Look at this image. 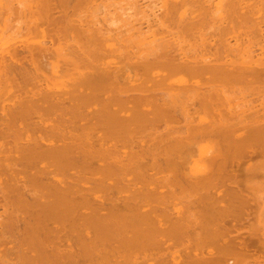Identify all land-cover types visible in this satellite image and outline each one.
Wrapping results in <instances>:
<instances>
[{
  "label": "bare ground",
  "instance_id": "6f19581e",
  "mask_svg": "<svg viewBox=\"0 0 264 264\" xmlns=\"http://www.w3.org/2000/svg\"><path fill=\"white\" fill-rule=\"evenodd\" d=\"M32 1L15 2L18 5L15 14L19 13L17 11H21L19 14H29L28 22L23 14L24 18L21 20L26 18V22H22L26 33L16 22V27L13 23L10 27L8 23L11 19L8 22L7 18L3 22L5 31H0V79L4 74V83L0 80V85L4 84L5 95L12 92L7 96L1 94L6 97L4 99L0 97V264H6L4 259L11 258L10 255L5 258L4 255L7 254H12L16 259L14 262L12 258V263L9 258L7 264H165L161 262L162 258L165 260V256H172L171 248L165 249L168 251L167 255L165 252L163 254L164 249L161 250L164 255H158L162 256L161 261L158 257L153 258L160 252V247L155 250L158 245L161 244L162 248L166 246L163 243L166 242L165 238L174 241V246L169 242L170 247L179 246L176 250L172 248V252L176 251L177 255L174 258L167 256L170 260L166 259V263L218 264L216 256L221 257L220 250L231 256V261L224 259L228 264H234L235 261L244 264V255L247 260L250 259L248 256L251 260L254 258L252 262L256 261V264L259 260L262 261L264 241H259L261 237L257 239V236L249 235L257 242L251 238L247 241L234 238L231 235L235 234H229L224 220L231 219L233 225L230 222V229L234 230V221L241 219L244 200L249 196L244 191L252 190L253 187L257 190L253 176L264 171V0H160L158 5L155 2L151 4V0L147 12L137 8L134 0H116V3L119 1L116 5L121 4V9L116 8V11L121 12H115L114 21L111 22L114 14L109 17V21L106 14L101 13L104 14L103 18L101 16L103 23L99 22L101 19L97 20V15H93L95 22L90 15L93 12L90 13L89 10L94 23L86 21L90 18L88 15L84 23L80 22L81 30L75 24L79 22L78 17L71 13L68 17V11H71L74 3L77 5L78 2L83 3V0H38L41 1L40 4ZM86 1L89 2L84 0V3ZM112 1L109 0V3ZM104 2L100 4H105ZM113 2L114 5L115 1ZM122 2H126V8H122ZM34 4L40 5L41 10L38 11L40 6L35 8ZM3 6L2 10L5 8ZM92 7H96L97 11V5ZM34 8L42 13L37 14ZM113 8L112 13L115 11V7ZM8 9L10 10L7 7L4 12L9 11ZM107 10L105 13H109ZM72 11L75 13V9ZM55 12L59 13L57 19L50 17ZM19 14L17 19L21 17ZM84 16L87 17L83 15V19ZM72 17L77 21L72 23ZM214 20L220 26L217 27ZM69 21L81 31L83 41L79 40L82 42L79 45L76 44L78 39L75 40V35L74 39L71 37L76 41L75 44L67 39L68 29H75ZM209 21L215 22L216 26L210 25ZM86 22L89 26L92 24L94 30L91 27L92 30H89ZM119 23L122 31L118 27ZM110 24H114V28L116 25L119 30L112 32L114 28L109 27ZM143 24L147 27L145 31L142 30ZM209 25L212 28L215 26V29L206 34L204 29L207 26V31ZM237 25L238 28H246L237 34ZM34 26L38 29L39 36L35 34L41 40L38 45H30V42L35 41H31L34 39ZM82 27H86V30H82ZM7 30L11 31L10 38L3 40L9 33ZM202 30L206 37L210 36V41L205 38L206 42L199 46L194 37H204ZM22 31L25 35L31 34V37L21 36ZM241 31H247L246 35L243 32L241 34ZM166 34L176 37L177 42L166 40V36L161 37ZM186 34H190L194 39L192 42L196 43L190 41L189 35L187 39ZM158 36L160 40H165L159 43ZM22 37L25 40H21ZM28 37L31 39L27 41ZM181 37H185L186 41ZM231 38L234 40L233 44L229 42ZM242 38L246 41H242ZM198 39L201 40V37ZM43 40H49L50 47L43 46ZM65 40H69L70 44L67 45ZM62 41L66 44L64 48L69 46L70 49H66L74 52L72 54L78 53L82 58H75V55L68 57L70 53L65 54ZM110 41H117L114 47L120 44L121 53L131 48V52H127L132 56L123 54L125 50L122 53L124 58L120 54L122 60L119 61L115 58L117 50L114 49L115 52L110 50L116 54L114 59L110 57V53H105L113 61L105 57L103 47H107V42ZM199 42L202 41H198V44ZM71 43L75 47L70 46ZM190 44H196L198 51L194 52L196 48ZM244 44L246 45L243 47ZM18 47L24 48V52L20 49L22 57L26 52L27 56L22 58L18 54ZM133 48L136 51L133 52ZM257 49L261 54L256 59L253 54L256 55ZM61 50L68 60L75 58L77 62L76 69L74 67L76 75H70L74 79L69 87L62 83H59L60 86L57 83L55 85L56 78L53 76V81L44 72L49 67L48 62H45L48 57L50 63L54 56L58 62L61 61L58 63L54 59L55 65L47 70V75L51 78L60 72L58 65L65 67L64 64L62 66V60L65 64L68 61L64 62L66 56L61 54ZM49 52L53 55L52 59L48 56ZM101 52L104 54L102 57L99 56ZM7 53L13 56L9 54L8 57ZM98 56L108 58V62L103 58L106 63L101 61L103 63L98 64ZM27 57L26 62L29 60L30 64L20 62ZM90 57L98 58L92 60ZM13 58H18L19 63ZM80 58L86 59L85 62L91 59L97 64L89 66L90 63L84 64ZM14 63L19 66L14 67ZM78 63L83 70H80ZM69 64L68 69L71 68ZM77 68L80 70L79 74ZM63 71L65 73L66 70ZM62 75L57 74L59 77ZM176 76H180L178 78L183 79L184 83L189 77L192 83L188 84V81L186 84L180 83L182 86L177 83L176 86H169L171 84H167L168 80L173 77L175 79ZM48 80L51 86L47 83ZM249 86L252 90L255 88V93L250 91L247 94L251 97L254 93L253 98H245L246 103L241 105L240 101L244 100ZM238 88L241 92L246 89V93L243 95L236 90ZM170 89L172 94L178 92L176 96L169 93ZM236 92L239 96L242 94L243 98L238 100V94L234 95ZM227 94L231 95L229 100L226 98ZM235 96L239 102H234L239 103L238 105L233 102ZM136 129L143 131L144 137ZM198 139L206 140L207 146L210 141L213 142L211 146L214 148L203 149L196 143ZM194 157V162L206 163L202 164L205 165L202 171H194L193 167L186 171ZM263 175L264 173L262 180ZM251 184L253 187H250ZM176 190L181 192H178L179 196L185 193L194 195L198 205L206 204L205 207L200 205L206 209L204 219L199 218V212L195 213L201 222L205 221L209 225H203L197 219V214L193 213L195 218H192L193 214L191 216L190 211L188 212L190 209L184 208L188 205H185V201L184 206L179 204L181 210H187L183 214L187 217L185 221L179 220L182 214L181 217L175 216L174 220L169 211L163 210L170 206L165 201L167 195L163 192L168 194L171 191V194ZM216 192H227V196L238 203L233 204L234 206L231 203V209L222 204L225 208L217 211L216 206L220 200L217 202ZM176 195L174 193V198L170 195L168 198L174 200L178 197ZM188 195L185 196L188 197L187 202L192 198ZM253 195L254 193L251 196ZM182 199L184 200L183 196ZM176 201L178 204V200ZM198 205L196 208L200 207ZM257 208L259 213H256L260 217L263 210ZM189 217L197 219V224L194 220L189 223ZM192 224H196L199 233ZM200 230H205V233L200 235ZM238 230L237 233L240 234ZM247 230L249 233V229ZM263 233L258 235L262 236ZM184 238L185 241H182ZM217 238L222 241L219 245ZM175 242L179 245H175ZM214 246L220 249L218 254L217 251L213 252ZM180 247L183 250L178 249ZM182 254L189 256L187 261L183 262L185 258L183 259ZM243 260L246 261V257Z\"/></svg>",
  "mask_w": 264,
  "mask_h": 264
},
{
  "label": "rangeland",
  "instance_id": "374dc122",
  "mask_svg": "<svg viewBox=\"0 0 264 264\" xmlns=\"http://www.w3.org/2000/svg\"><path fill=\"white\" fill-rule=\"evenodd\" d=\"M11 1H12V2H11ZM31 1H32V0H31ZM33 1H34V0H33ZM33 1H32V2H33ZM35 1H37V3H36V2H33V3H35V4H40V2H41V1L39 2L38 0H35ZM101 1H102V0H101ZM104 1H105V2H104ZM111 1H112V0H111ZM113 1H115V4H114V5L112 4ZM113 1L110 2V3H111V4H110V3H109V0H103L102 2H104V3L106 4L107 7H106V6H102V5H105V4H100V3H102V2H100V0H99V3H96V2H98L97 0H95V1L93 0L92 2H91L90 0H89V2L86 1V2H87V5L85 4L86 2L84 3V0L81 1V2H83V3H80V4H79V2H78L77 5H76V3L72 2V4L74 3L73 6L76 5L77 7H76V6H75L76 8L73 7V6L71 7L72 9H75V11H74L75 13H73L72 9L70 8L71 11H70V10L68 11V17H70L71 14H73V16H74V14H75L74 17H78L77 20H78L79 22H75V24L79 25L80 30H81V26H82V23L80 24V22H83V21L85 20V18H88V15H89V12H90V11H91L90 13L93 12V14H90V15H92V19L95 20V22H96V19H94V17L97 15L96 18H97V20L101 19V20H99V22L101 23V22H102V18H103L102 15H104V14H106L107 18H108L109 21H110V18H111L110 16H112V15L114 14V15H113V17H114V16H115V12H117L118 14H119V12H121V11H119V10L116 11V10H117L116 8L121 9V7H120L121 4H120V5H116L120 0L117 1V3H116V0H113ZM127 1H128V0H127ZM171 1H174V0H171ZM8 2H9L10 4H8ZM13 2H14V3H13ZM15 2H16V0H9V1H8V0H0V8H1L3 5L5 6L4 10H6L7 7L10 8V10L8 9L9 11H7V12H4V10H2L3 8L0 9V31H1V32H2V30H3V28H4V23H3V22H5L6 18L8 19V22L10 21L9 19H11V21H12V20H14V19L16 18V19L14 20V22H13V21H12V22L10 21V23H8V24H9V25H10V24H11V25L15 24L14 26L16 27V23H17V26H18V25H19V26L21 25V26H20V27H21V30H22V28H23V31L25 32L24 26L22 27V25H24L22 22H26V21L28 22V19H29L30 17H29V16L27 17V15H29V14H23V13H22L23 16H24V15L26 16L27 20H26V18H25L24 20H26V21H24V20L21 21L24 17H22V14H19L21 11H17V12H19V13H18V14H19V17L21 16L20 18L18 17L19 19H17L18 14H15V12H16V10H18V8H17L18 5H16L17 3H15ZM44 2H45V1H44ZM94 2H95V3H94ZM128 2H131V1H128ZM134 2H135V3L137 2L135 6H136L137 8L140 7V10H144V11H146V12L149 11L148 8H150L149 5H150L151 0H134ZM154 2H155L157 5L160 4V0H154V1L152 0L151 4L154 3ZM251 2H252V1H251ZM253 2H254V0H253ZM4 3H5V4H4ZM33 3H32V7H33ZM107 3H108V4H107ZM113 3H114V2H113ZM120 3H121V2H120ZM122 3H123V4H122V5H123L122 8H124V7L126 6V5L124 6V4H125L126 2H125V3L122 2ZM6 4H7V5H6ZM35 4H34V7H35V8L38 7V6H40V5H37V6H36ZM72 4H71V5H72ZM109 4H110V5H109ZM118 4H119V3H118ZM93 5H94V6L97 5V8H98L97 11H95V8H96V7H94V9H92V8H93V7H92ZM100 5L102 6L101 8H99ZM108 5L111 6V7H109ZM112 5H113V6H112ZM115 5H116V6H115ZM137 5H138V6H137ZM147 5H148V7H147ZM4 6H3V7H4ZM14 6H15V7H14ZM42 6H43V5H42ZM86 6H87V7H86ZM88 6H90V7H88ZM98 6H99V7H98ZM145 6H146V7H145ZM11 7H12V9H11ZM104 7L108 8V10H107L106 8H104ZM113 7H115V11H114V13H112V12H113L112 10L114 9ZM119 7H120V8H119ZM15 8H16V9H15ZM19 8H20V6H19ZM35 8H34V10L36 11L37 14H38V13L41 14V13L43 12V7H42V12H37L38 8H37V9H35ZM102 8H103V10H101ZM125 8H126V7H125ZM14 9H15V10H14ZM91 9H92V10H91ZM110 9H111V10H110ZM40 10H41V6H40V8H39L38 11H40ZM89 10H90V11H89ZM93 10L95 11V13H94ZM98 10H100V13H97V12H99ZM106 10L109 11V13L107 12L108 15H107V13H105ZM10 11H12V12H10ZM13 11H14V13H13ZM77 11H78V12H77ZM82 11H83V12H82ZM154 11H156V9H155ZM8 12H9V13H8ZM2 13H3V15H2ZM6 13H7V14H6ZM10 13H11V14H10ZM70 13H71V14H70ZM77 13H79L80 15L77 14ZM96 13H97V14H96ZM101 13H104V14H101ZM110 13H112V14L110 15ZM156 13H157V12H156ZM43 14H44V13H43ZM69 14H70V15H69ZM5 15H6V16H5ZM7 15H9V16H7ZM10 15H11V16H10ZM55 15H56V17H55ZM83 15H87V17L84 16V19H83ZM90 15H89L90 18H89L88 20H86V21H88V23L91 21V16H90ZM93 15H95V16L93 17ZM12 16L15 17V18H13ZM42 16H43V15H42ZM58 16H59V13H58V12H55L54 14L50 15V17H53L54 19H57ZM79 16L82 17V18H80ZM99 16H100V17H99ZM101 16H102V18H101ZM109 17H110V18H109ZM79 18H80L82 21H80ZM1 19H2V20H1ZM68 19L71 20V18H68ZM114 19H115V17L111 19V22L114 21ZM216 19H217V18H216ZM16 20H17V21H18V20L21 21V23L19 24V23H18L19 21L17 22ZM72 20H73V22H72ZM72 20H71L72 23H74V21H77V20H76L75 18H73V17H72ZM93 20H92V21H93ZM92 21H91V22H92ZM109 21H108V22H109ZM214 21H216V23H217V24H216L217 27H218V25L220 26V23L218 24L217 20H214ZM15 22H16V23H15ZM108 22H107V23H108ZM117 22H118V21H117ZM12 23H13V24H12ZM69 23H70V21H69ZM69 23H68V24H69ZM72 23H70V24H71L72 26H74V28H75V25L72 24ZM83 23H84V22H83ZM92 23H94V21H93ZM102 23H103V22H102ZM208 23H209L210 25L213 26V24H214L215 22L213 23V21H212V22L209 21ZM211 23H212V24H211ZM85 24H87V22H86ZM85 24H84V25H85ZM105 24H106V23H105ZM119 24H120V23H119ZM11 25H10V27H11ZM117 25H118V24H117ZM210 25H209V26H210ZM214 25H215V24H214ZM216 25H215V26H216ZM14 26H12V27H14ZM43 26H44V25H43ZM72 26L69 25V27H72ZM86 26H87V28H88L89 30H90L91 28L93 29L92 24H90V26L87 24ZM88 26H89V27H88ZM110 26H111V24L109 25V27H110ZM113 26H114V24H113L111 27L114 28ZM212 26H210L211 28L209 27V29H208L207 31H206V29H207L208 27L205 26V28H206V29H204V30H205V33L208 32V31L210 32V30H211L212 32H214V30H212V29H215V26H214V28H212ZM239 26H241V25H239ZM246 26H247V25H246ZM34 27H35V26H34ZM34 27H33V29H34ZM40 27H41V29H42V26H40ZM69 27H68V28H69ZM76 27H77V28H75V29H72L73 27H72V28H69V29H71V30L68 29V31H69V35L67 34L68 32H67L66 34L69 36V37H67V39L71 40V42L73 41V39H74V35H75V36H76V37H75V38H76L75 40L78 39V41H77V42H76V41H73L72 43L75 44V42H76V44L78 43L77 45H79L80 43H82L81 41H83V38L80 37V33H81V31L78 29L79 27H78V26H76ZM90 27H91V28H90ZM104 27H106V26H104ZM107 27H108V25H107ZM109 27H108V28H109ZM118 27L120 28V27H121V24L118 25ZM118 27L115 25V28H117V29L114 28V31H112V32H115L116 30H119ZM142 27H143V28H142L143 31H145L146 28H147V27H145V24H143ZM217 27H216V28H217ZM249 27H250V25H249ZM249 27H248V28H249ZM262 27L264 28V25H263ZM43 28H44V27H43ZM45 28H46V25H45ZM112 28H109V29L112 30ZM237 28H238V25H237ZM237 28H235V29H236V33L238 34V32L240 33V30H244L246 27H245L244 29H243V27H242V29H241L240 27H239L240 29H239V28L237 29ZM248 28H247V29H248ZM76 29H78L80 32L78 33V31H77ZM83 29L86 30V27H82V30H83ZM92 29H91V30H92ZM122 29H124V28H122ZM247 29H246V30H247ZM249 29H250V28H249ZM35 30H36V32H35ZM37 30H38V29H37L36 27H35L34 30H32V32L34 31V33L32 34V38H34V39H31V38H30V37H31V34H27L28 36H30V37L27 38V41L30 40V39H31V41H32V40L37 41V42H35V41H34V42H33V41L30 42V43H31L30 45H33V43H34V45H38V44L41 42L40 38H38V37L36 36V34H35V33H37ZM93 30H94V29H93ZM120 30H121V28H120ZM204 30H202L201 32L203 33ZM3 31H5V30H3ZM7 31H8V30H7ZM23 31H22L21 36H22V35H23V36L25 35V34H23V33H24ZM70 31H71V33H70ZM72 31H74L75 34H74V32L72 33ZM121 31H122V30H121ZM232 31H235V30L233 29ZM249 31H250V30H249ZM8 32H9V33H8ZM8 32H7L8 34L4 37V39L2 38L3 40H6V39L10 38V33H11V31H8ZM76 32H77V33H76ZM201 32H200V33H201ZM209 32H208V34H209ZM242 32H243V34L245 33L244 35H246V32H247V31H245V32H244V31H241V34H242ZM250 32H252V31H250ZM250 32H249V33H250ZM25 33H26V32H25ZM202 33H201L200 35H202ZM205 33H203V34L205 35ZM234 33H235V32H234ZM77 34H79V35H77ZM111 34H112V33H111ZM196 34H197V33H196ZM196 34H194V36H196ZM198 34H199V33H198ZM198 34H197V35H198ZM206 34H207V33H206ZM210 34H211V33H210ZM237 34H236V35H237ZM27 35H25V36L27 37ZM33 35H34V37H33ZM37 35H38V33H37ZM186 35H187V39H188L189 37H191L190 34H186ZM188 35H189V37H188ZM204 35H203V36H204ZM0 36H1V35H0ZM38 36H39V35H38ZM77 36H78V37H77ZM81 36H82V35H81ZM163 36H164V37H163ZM163 36L161 35L162 38H165V36H166L165 39L168 40V41H175V42H177V38H176V37H174V38H175V39H174L173 36H171V35H168V36H167V34H166V35H163ZM183 36H185V35H183ZM238 36H239V37H241V36L243 37V35H241V36L238 35ZM36 37H37V40H36ZM71 37H73V39H71ZM79 37H80V39H79ZM159 37H160V36H158V41H159V43H160V41H161V43H162L163 40H165V39L162 40V38H161V40H160ZM167 37H168V38H167ZM171 37H172V39H171ZM199 37H201V40L198 39ZM199 37H197V36L194 37V39L197 40V45H199V46L202 45V43L206 42V41H204L205 38H207L206 40H207L208 42L210 41V36H209V37H208V36L206 37V35H205L204 37H202V36H199ZM244 37H245V36H244ZM0 38H1V37H0ZM181 38L184 39L185 37H181ZM181 38H180V39H181ZM245 38H246V37H245ZM18 39H19V38H18ZM22 39L25 40V37H22L21 40H22ZM81 39H82V40H81ZM170 39H171V40H170ZM185 39H186V38H185ZM185 39H184V40H185ZM189 39H190L191 42L194 40V39H192V37L189 38ZM191 39H192V40H191ZM208 39H209V40H208ZM231 39H232V38H231ZM39 40H40V41H39ZM69 40H68V42H67V40H65L66 42H65V41H64V42H65L67 45H69V44H70ZM79 40H81V41H79ZM148 40H150V38H149ZM16 41H19V40H16ZM48 41H49V40H48ZM48 41H47V40H43V41H42V42L44 43L43 46H46V47L49 46V47H50V43H49ZM181 41H183V40H181ZM181 41H179V42L182 43ZM185 41H186V40H185ZM185 41H184V43L187 44ZM187 41H188V40H187ZM198 41H202V42H199V44H198ZM242 41H246V39L244 40V38H242ZM0 42H1V41H0ZM12 42H13V41H12ZM12 42H11V43H12ZM20 42H21V41H19V43H20ZM62 42H63V41H62ZM64 42H63L62 47H63L64 45H66ZM79 42H80V43H79ZM229 42H231V44H233V43H234V40H233V39H232V40H229ZM19 43H18V44H19ZM72 43H71L70 46L75 47ZM184 43H183V45H185ZM189 43H190V42H189ZM192 43H196V42H192ZM192 43H191V44H192ZM245 43H246V42H245ZM20 44H23V43H20ZM20 44H19L18 46H20ZM25 44L27 45V42H26ZM28 44H29V42H28ZM47 44H48V45H47ZM111 44H112V45H111ZM114 44H117V41H115L114 43H112V41L107 42V47H106V46L103 47L105 50H103L102 52H104V54H105V53H110L109 55H110V57L113 58V59H114V56L117 54V55L115 56V58H116V59L118 58L117 60H119V61H120V59L122 60V58H124V57H123V54H127V55L130 56L131 53H128L127 51H130L131 48H130L129 50H128V48L125 49V48H124L125 46L122 44L124 47H123L122 45H121V46L126 50V51L124 50L125 52L122 50V51L124 52V53L122 52V53H123V54H122V53H121V50H119V46H120V44L118 43L119 45H116V46H118V47H114ZM191 44H190V45H191ZM197 45H196V44H193V45H191V46H192V47L195 46V48H196ZM245 45H246V44H244L243 47H244ZM185 46H187L186 48H188V45H185ZM199 46H198V48H199ZM23 47H24V46H23ZM23 47H22V49L24 50ZM67 47H69V46H67ZM67 47H65V48L63 47V50L65 51V54H66V52H67V53H70V55L68 54V55H69L68 57H71V56L74 57V55H75V58H76V57H78V58L81 57V56H79L78 53L72 54V53H74V52H70V51L68 50V49H70V47H69L68 49H66ZM72 47H71V48H72ZM18 48H19V49H17V51H20V52L18 53V54H20L23 50L21 49V47H18ZM123 48H122V49H123ZM190 48H191V47H190ZM20 49H21L22 51H21ZM74 49H76V48H74ZM74 49H72V51H73ZM114 49L117 50V51H116V52H117L116 54H113V53H112ZM196 49H197V48H196ZM196 49L193 50V51H194V52H195V51H198V49H197V50H196ZM10 50H11V49H10ZM63 50H61V54L64 52ZM108 50H109V51L111 50L112 52H111V51L109 52ZM115 50H114V52H115ZM118 50H119V51H118ZM191 50H192V49H191ZM8 51H9V50H8ZM68 51H69V52H68ZM100 51H101V49H100ZM106 51H107V52H106ZM132 51L134 52V51H136V50L133 48ZM193 51H192V52H193ZM9 52L12 53V51H9ZM23 52H24V51H23ZM102 52H101V54H99L100 57H102L101 55H104ZM130 52H131V51H130ZM192 52H190V53H192ZM10 53H7L6 56H8ZM26 53H27V52H26ZM26 53H25V56H27ZM49 53H50V54H48V53H47V54H48V56H51V59H52V56H53V55H52L51 52H49ZM99 53H100V52H99ZM135 53H136V52H135ZM135 53H133V54H135ZM255 53H256V55L253 54V56H254V58L257 59L258 56H259L261 53H260V51H259L260 54L258 53V49L255 50ZM21 54H22V53H21ZM21 54H20V55H21ZM63 54H64V53H63ZM65 54H64V55H65ZM71 54H72V55H71ZM118 54H119V55H118ZM120 54H121V57H122V58L120 57ZM10 55H11V54H10ZM54 55H55V54H54ZM64 55H61V57H62V56L64 57ZM76 55H77V56H76ZM107 55H108V54H107ZM107 55L105 54V57H109V56H107ZM12 56H13V55H11V57H12ZM18 56H19V55H18ZM18 56H17V57H18ZM25 56H24V53H23V57H22V55H21L22 58H24ZM65 56H66V55H65ZM99 56H98V57H99ZM118 56H119L120 58H119ZM124 56H126V55H124ZM131 56H132V54H131ZM8 57H9V56H8ZM19 57H20V56H19ZM21 57H20V58H21ZM28 57H29V56H28ZM28 57L25 58L23 61H22V59H21V61H20V60H19V61H20V62H23L24 64H25V63H29V64H30L29 60H28V62H26V59H28ZM55 57H56V56H54V59L57 60ZM98 57H95V58L97 59ZM100 57H99V59H98V60H100V61L97 60V62H99L98 64L103 63V62H101V61H104L103 58H105L104 56H103V58H100ZM110 57H109V58H110ZM59 58H60V57H59ZM71 58H72V57H71ZM75 58H74V59H75ZM78 58H77V60H78ZM81 58H82V57H81ZM81 58H80V59H81ZM90 58H91V57H90ZM92 58H93V59H92ZM92 58H91L92 60L95 59L94 57H92ZM111 58H110V59H111ZM7 59H8V58H7ZM10 59H12V58H9L8 60H10ZM15 59L17 60L18 58H13V60H15ZM47 59H48V60L45 61V62H46V63L48 62L47 64L49 65V67H48V65H45V66L48 67V69H49V68L51 69L52 66L55 65L56 62H55L54 59H53V61L50 63V62H49V61H50L49 57H48ZM61 59H62V58H61ZM61 59H60V60H61ZM74 59H69V60H71V61H70L71 64H69V60L67 59V56H66V60H64V62H66V63H67V61H68L67 64L63 63V60H62V66H63V64H64L65 67H61V65H58V66H59L58 69H60L59 71H60V72L62 71V73H60V72L58 73V72H57L58 75H59V74H60V75L63 74L62 77H61V76H60V77L57 76V74L52 75V77L54 76L57 80H56L54 77L51 78V76L47 75V72H48L49 70H48L46 67H45L46 69L44 68V69H45V70H44L45 75H46L47 77H49L51 80H53V81H54V79H55V82H54L55 85H56V83H57V84H58L57 86H60V84L62 83V84H65V85H63V86H68V87H69V86H70V83H72L71 80L74 79V78L71 79V78H72L71 76H72V75H76V74H75V73H76V70H75V69H76V66H77V62H76ZM91 59H90V61H89V59H87L88 61H86V62L84 61V60H86V59H81V60L85 62L84 64L90 63L89 66H94V64H97V62L93 63ZM96 59H95V60H96ZM101 59H102V60H101ZM107 59H108V58H105L106 62H108ZM110 59H109V60H110ZM16 60H15V61H16ZM72 60H73V61H72ZM111 60H112V59H111ZM15 61H14V62H15ZM17 61H18V60H17ZM17 61H16V62H17ZM19 61H18V63H19ZM78 61H79V63L81 64V61H80V60H78ZM112 61H113V60H112ZM119 61H118V62H119ZM240 61H241V60H240ZM16 62H15V63H16ZM31 62H32V61H31ZM57 62H58V60H57ZM72 62H73V63H72ZM74 62H75L76 64H75ZM91 62H92V63H91ZM104 62H105V61H104ZM106 62H105V63H106ZM114 62L116 63L117 61H114ZM12 63H13V61H12ZM12 63H11V64H12ZM15 63H14V64H15ZM52 63H53V64H52ZM58 63H61V61H59ZM79 63H78V64H79ZM109 63H110V62H109ZM20 64H21V63H20ZM24 64H21V65H24ZM68 64H69V67H71V68H69L70 71H71V69H74V67H75L74 71H73V70L71 71V74H70L69 69L67 68V67H68ZM72 64H73V65H72ZM74 64H75V65H74ZM80 64H79V66H78L79 68H81ZM84 64H83V62H82V65H84ZM91 64H93V65H91ZM111 64H113V63H111ZM102 65H103V64H102ZM12 66H13V64H12ZM17 66H19V64H18V65L15 64L14 67H17ZM50 66H51V67H50ZM72 66H73V67H72ZM84 66H85V65H84ZM84 66H83V67H84ZM87 66H88V65H87ZM103 66H104V65H103ZM113 66H114V65H113ZM60 67H61V68H60ZM85 67H86V66H85ZM79 68H77V69H78V70H77V73H78V74H79V71H80V70H83V69H84V68H83V69L81 68V69L79 70ZM111 68H112V67H111ZM58 69H57V70H58ZM67 69H68V70H67ZM47 70H48V71H47ZM63 70H66L67 72L69 71V73L65 74L66 71H65V73H63V72H64ZM72 72H73V73L75 72V73L73 74ZM50 73H51V70H50ZM48 74H49V72H48ZM70 75H71V76H70ZM3 76H4V74H3ZM3 76H1L2 79H0V80H2V83H4V81H3V78H4V77H3ZM67 76H68V77H67ZM58 77H59L60 80H58ZM75 77H76V76H75ZM178 77L180 78V76H178ZM178 77L176 76L175 79H173L174 77H173L172 79L170 78V80H168V83H167V84H171V85H169V86H171V87H172V84H175V86H176V83L179 84L180 86H182V84H180V83H184V81H183V79H179ZM183 77H184V75H183ZM183 77L181 76V78H183ZM177 78H178V80H177ZM186 78H187V77H185V79H186ZM188 78H189V77H188ZM188 78H187V80L189 81L188 84L192 83V80L190 79V80H191V82H190V80H189ZM185 79H184V80H185ZM66 80H67L68 82H67ZM69 80H70V82H69ZM176 80H177V81H176ZM181 80H182V81H181ZM48 81H49V82H48ZM48 81H47V83L49 84V86H51V85H50V80H48ZM188 81H187V82H188ZM51 82H52V81H51ZM185 82H186V80H185ZM187 82H186V83H187ZM52 83H53V82H52ZM52 83H51V84H52ZM59 83H60V84H59ZM186 83H184V84H186ZM54 84H52V85L55 87ZM184 84H183V85H184ZM179 85H177V86H179ZM3 86H4V84H3V85H0V97L4 99V98H6V97H2V95H5V88H4ZM61 87H62V85H61ZM253 87H255V85H254ZM245 88H246V87H245ZM247 88H248V87H247ZM247 88H246V89H247ZM249 88H250V89H249V91L247 90V91H248L247 93H246V89H245V91L242 90V92L239 90V88L236 89V90H239L240 93H243V95H244V92L246 93V95H244V96H245L244 98H243V95H242V94H241V96H239L240 94L237 93V92L234 93V95H235V94H238V95H236V96H238V100H240L241 97H242L244 100H245V98H246L247 100H249V99H251L252 95L255 93V88H254L253 90H252V87L249 86ZM172 89H174V85H173V88H172ZM176 89H177V88H176ZM256 89H257V88H256ZM259 89H260V90L262 89L261 86H260ZM177 90H178V89H177ZM177 90H174V91H177ZM236 90H235V91H236ZM257 90H258V89H257ZM169 91H170V92H169ZM169 91H168V92H169L170 94H172L171 89H170ZM172 91H173V90H172ZM174 91H173V92H174ZM250 91H254V93L252 92L253 94L251 95V97L247 96V94H248ZM232 92H233V91H232ZM11 93H12V92H10V93H6L5 96H7L8 94L11 95ZM166 93H167V92H166ZM169 93H168V94H169ZM177 93H178V92H177ZM177 93L175 92V94H177ZM1 94H2V95H1ZM173 94H174V93H173ZM173 94H172V95H173ZM175 94H174V96H176ZM230 94H231V92H230ZM249 94H250V93H249ZM249 94H248V95H249ZM10 95H9V96H10ZM229 96L231 97V95H229ZM229 96H228V94H227V97H226V98L228 99ZM236 96H235V97H236ZM169 97H171V99H172V96H171V95H169ZM235 97H234V98H235ZM247 97H248V98H247ZM167 98H168V96H167ZM167 98H166V99H167ZM232 98H233V95H232ZM252 98H253V97H252ZM3 99H2V100H3ZM236 99H237V97L233 100V102H234ZM167 100H169V99H167ZM228 100H229V99H228ZM238 100H236V101H238ZM244 100L242 101V99H241V101H240V104H241V105H243L244 102L246 103V100H245V101H244ZM0 101H1V100H0ZM226 101H227V100H226ZM227 102H228V101H227ZM227 102H226V103H227ZM238 102H239V101H238ZM228 103H231V104H232V102H228ZM234 103H236V105L239 104V103H237V102H234ZM234 103H233V104H234ZM233 104H232V105H233ZM241 105H240V106H241ZM8 106H9V104L7 105V107H8ZM230 106H231V105H230ZM136 130H137V129H136ZM137 131H139V133H138V132H134V133H138V134H140L141 130L139 129V130H137ZM142 132H143V131H142ZM142 132H141L140 136L145 135L144 133L142 134ZM160 132H161V131H160ZM138 134H137V135H138ZM159 134H160V133H159ZM161 134H162V133H161ZM135 135H136V134H135ZM138 136H139V135H138ZM140 136H139V137H140ZM156 136H158V135H156ZM143 137H144V136H143ZM140 138H141V137H140ZM199 140H201V139H198L196 143H197L200 147H202L203 149H212V148H214V146H213V147L211 146V145L213 144V142L210 141V142H211V143H210L209 140H208V142H209L210 145L207 146V145H206V142H207L206 140H204V141H203V140L199 141ZM198 141H199L200 143H199ZM202 141H203V142H202ZM204 142H205V143H204ZM129 157H130V156H129ZM195 160H196V157L192 158V160H191V162H190L188 168H187V166H186V168H187L186 171H187V170L189 171V168H190V167H191L190 169H192V167H193L194 171H195V170H196V171H200V170L202 171V168L205 166V165H202V164H206V163H204V162H199V163H200V164H199V163L194 162ZM193 162H194V164H196V165H194ZM200 165H201V166H200ZM198 167H201V168H198ZM260 171H263V170L261 169ZM256 172H258V170H257ZM261 173H262V172H260V174L258 173L259 175H256V174H255V175L253 176V178H255L256 182H254V179L252 178V179H253V183H254V184L257 183V184H256L257 187H258L257 190H256V189L254 190V187H253L254 184L252 183L253 185L251 184L250 187H253V189H252V190H249L251 193H250L249 191H244V193H248V195L251 197V199H250L249 196H248L247 199L245 198V200H244V205H245V206L242 205V206H244V209H243V212H242V215H241V219H238L237 221H234V223H235L234 225H236V227L234 226V227H235L234 230H231V229H232L231 225H233V224H232V223H233L232 220H231V219H227V218L224 220V224H226V226L229 228V234H235V236H234V235H231V236H233L234 238L237 237L238 239L241 238V239L247 241L248 239L251 238V237H249V235L251 234V235L254 236V237L257 236V237H258V238L256 237L257 239H259V238L261 237V239H260L259 241H261V240L264 241V236H263V234H264V233H263V232H264V213H263V212H264V204H263V203H264V182H263V181H264V179L262 180V178H263V177H262V174L264 173V171H263L262 174H261ZM263 176H264V175H263ZM251 181H252V180H251ZM259 181H260V182H259ZM249 183H250V182H249ZM205 185H206V184H205ZM207 185H208V184H207ZM262 185H263V186H262ZM259 186H260V187H259ZM250 187H249V188H250ZM255 188H256V187H255ZM250 189H251V188H250ZM253 191H254V192H253ZM167 192H168V191H167ZM170 192H171V191H169L168 194H166V192H165V193L163 192V194H165V196L167 195V198L165 197V198H166L165 201H167V203L170 205V206H168V207L165 206V207H167V208H166V209L163 208V210H165V211H167V212L169 211V214L173 215L174 218H173V217H172V218H173L174 220L176 219V217H179L180 214L183 215L184 213H186L187 210L185 209V210H186V211H185L184 208L190 209V210H188V212L190 211L189 214H191V216H192L193 213H194V214H197V213H195V211H196V212H199V218H202V219L205 218V216H204V215H205V214H204V211H206V209L203 208V207H201L203 204H200L201 206L198 205V202L194 200V199L196 198L194 195H193V196H190L191 194H189V195L187 194L189 197H192V198H189V200H190V202H191V205H189V200H188V202L186 201V200L188 199V197L185 198V196H187V195H185L186 193H185L184 195H183V194H180V196H181V197H180V196H179V193H178V192H180V191L176 190L175 192H173V193H171V194H170ZM174 193H175V195L178 193L176 196H178L177 198H179V199L176 198V199H174V200H173V199L170 200L171 198L169 199L168 196L170 195L171 197H173L172 194H174ZM180 193H181V192H180ZM253 193H254V195L251 196ZM220 194H221V196H223L221 199H220L221 196H219ZM250 194H251V195H250ZM255 194H256V195H255ZM115 195H116V193H115ZM246 195H247V194H246ZM258 195H259V196H258ZM117 196H118V194H117ZM161 196H162V195H161ZM170 196H169V197H170ZM182 196H183L184 200L182 199ZM218 196H219V197H218ZM224 196H225V199H224ZM162 197L164 198V195H163ZM194 197H195V198H194ZM226 197H227L228 200L226 199ZM246 197H247V196H246ZM252 197H254L255 199L252 198ZM173 198H174V197H173ZM216 198H218V199H216L217 202H218V200H220V201H219V204H217V206H216V210H217V211H219L220 209L222 210V208H225L224 206H226L227 209H231V208H232V207L230 206L231 203H232L231 205H233V204L236 205L235 203H238V202H235L230 196H227V192H226V194H224L223 192H222V193H221V192H220V193L216 192ZM167 199H168L169 201H168ZM180 199H182L183 201L180 200ZM191 199H193L194 201L191 200ZM222 199H223V201H222ZM176 200H178V204L176 203V202H177ZM179 200H180V202H179ZM162 201H163V200H162ZM162 201H160V202L158 201V202H159V203H162ZM170 201H172V202H170ZM184 201H185V202H184ZM232 201H234V202H232ZM254 201H255V202H254ZM169 202H170V203H169ZM183 202L185 203V205L188 203V205H186V206L189 207V208H188V207L185 206V207L183 208L184 212H183V210H181V209H182L181 206H184V205H183V204H184ZM192 202H193L194 204H193ZM196 202H197V204L195 205ZM221 202H223V203H221ZM258 202H259L260 204H259ZM163 203H164V202H163ZM250 203H251L252 205H251ZM164 204H165V203H164ZM172 204H173V205H172ZM179 204H181V206H180ZM192 204L195 205V206H192ZM222 204H223L224 206H222ZM228 204H229V205H228ZM159 205H160V204H159ZM161 205H162V204H161ZM197 205L200 206V207H199V208H198V207L196 208ZM234 205H233V206H234ZM191 206H192V209H193V210L191 209ZM203 206H204V205H203ZM205 206H206V204H205ZM205 206H204V207H205ZM228 206H229V207H228ZM261 206H262V207H261ZM158 207H161V206H158ZM162 207H163V205H162ZM162 207H161V210H162ZM194 207H195V208H194ZM257 207H259V209H260V207H261V209L263 210V211H261L262 213H261L260 217L257 215V213H259V212H258L259 210L257 211V209H258ZM180 208H181V209H180ZM168 209H169V210H168ZM198 209H200L201 211L198 210ZM261 209H260V210H261ZM163 210H162V211H163ZM179 210L182 211V212H180ZM197 210H198V211H197ZM244 210H245V211H244ZM247 210H248V211H247ZM252 210H253V211H252ZM171 211H172V212H171ZM191 211H193V212L191 213ZM246 211L248 212V215H247ZM0 212H1V209H0ZM188 212H187V213H188ZM244 212H245L246 214H245ZM256 212H257V213H256ZM178 213H179V214H178ZM161 214H162V213H161ZM177 214H178V216H177ZM194 214H193L194 217L192 216V218H195V215H194ZM252 214H253L254 216H253ZM250 215H252V216H250ZM175 216H176V217H175ZM185 216H188V215L185 214ZM191 216H190V217H191ZM200 216H201V217H200ZM247 216H248V217H247ZM256 216H258V217H256ZM180 217H181V216H180ZM190 217H189V218H190ZM249 217H250V218H249ZM192 218H190L191 221H190V219H188L189 223L192 222V221L194 220V219L192 220ZM230 218H232V217H230ZM244 218H248V219L246 220V219H244ZM258 218H259V220H258ZM261 218H262V221H261ZM178 219H179V218H178ZM185 219H187V217L185 218L184 215H183L182 218L179 219V220H180V222H182V220L185 221ZM197 219H198V214H197ZM197 219L194 220V221H195L194 223H196V221H198V220L200 221V219H198V220H197ZM202 219H201V220H202ZM242 220H243V221H242ZM218 221H219V220H217V222H218ZM241 221H242V222H241ZM200 222H201V221H200ZM202 222H203V221H202ZM202 222H201V223H202ZM207 222H208V221H207ZM230 222H231V225H230ZM240 222H241V224H239ZM248 222L250 223V225H249ZM196 224H197V223H196ZM196 224H192V225H194L193 227H195L194 230H195L197 233H199V232H198V231H199V230H198L199 228H197V227L195 226ZM199 224H200V223H198V227H199ZM202 224L204 225V224H207V223L204 221ZM211 224H212V223H211ZM213 224H214V223H213ZM207 225H209V223H208ZM237 225H238L239 228H240V227H243V228H242V229H239V228L237 227ZM253 225H255V226H253ZM262 226H263V227H262ZM230 227H231V229H230ZM249 227H252V228H249ZM168 228H169V227H167V229H168ZM257 228H258L259 230H257ZM261 228H262V229H261ZM196 229H197V230H196ZM200 229H201V228H200ZM235 229H236V230H235ZM238 229H239V230H238ZM247 229H249V233H248V230H247ZM191 230H193V229L191 228ZM194 230H193V232H195ZM237 230L240 232V234L237 233ZM240 230H241V231H240ZM255 230H257V234H255V233H256ZM202 231H203V230H202ZM202 231L200 230V235H201V233H203V234L205 233V230H204V232H202ZM235 231H236V232H235ZM252 231H253L254 233H253ZM234 232H235V233H234ZM250 232H252V233H250ZM258 232H259V233H258ZM260 232L263 233V234H262L263 237L260 236V235H261ZM236 233H237V235H236ZM189 234H191V233H189ZM203 234H202V235H203ZM258 234H260V235H258ZM251 235H250V236H251ZM189 236H191V235H189ZM254 237L251 238L252 241L257 242L258 240L254 239ZM165 239H166V242H163V243H164V244L166 243V244H165L166 246H163L164 248H162V246H161V244H160V243H162V242L159 243L160 246L158 245L157 248H156L155 246H153L154 248H156L155 250H157L159 247L161 248V249L159 248L160 252H159V250H158L159 254H155V256H154L153 258H155V257L157 258L158 255L160 256V254H162V253H161V252H162L161 250H163V249H164L163 254H164V252H165L166 255H167V252H168V251L166 252L165 249L168 250V247L171 248V252H170V253H172V256H171L169 253H168V254H169L172 258H174V257L177 255V254H176V251L174 252L175 254L172 252V250H173L172 248H174V247H170V243H172L171 246H174V245H173V242H174V241L169 240V239H167V238H165ZM217 240L220 241V239H218V238H217ZM171 241H172V242H171ZM182 241H185V238H184ZM262 241H261V242H262ZM169 242H170V243H169ZM176 243H177V242H175V245H179V244H176ZM178 243H179V242H178ZM180 243H182V242H180ZM189 243H191V242H189ZM217 243H218V245H219L220 243H222V241L217 242ZM183 244L185 245V242H184ZM187 244H188V242L186 243V246H187ZM181 245H182V244H181ZM156 246H157V245H156ZM166 247H167V248H166ZM177 247H179V246H176V248H174V249L176 250ZM182 247H183V246H182ZM191 247L194 248L192 244H191ZM214 247H215V246H214ZM214 247H212V250L214 249L213 252L215 253V252L217 251V254H218V253H219L218 250H220V249H217L216 247H215V248H214ZM154 248H153V249H154ZM204 248H205V246H204ZM178 249H181V247L178 248ZM208 249H209V248H208ZM150 250H151V249H150ZM150 250H149V252L153 253V252L150 251ZM155 250H154V253H155V252L157 253V251H155ZM181 250H183V249H181ZM169 251H170V250H169ZM163 254H162V256L165 255V254H164V255H163ZM217 254H216V255H217ZM220 254H222L221 257L216 256V255H213V256L218 257V261L220 262V263L218 262V264H226L227 262H225V260H226V261H228V260L231 261V256L229 257L228 255H226V254H224V253H221V250H220L219 255H220ZM9 255L11 256V258L9 257V258H10V262H12V261H14V260L16 261V259L13 257L12 254L4 255V257L7 258L6 256H9ZM153 255H154V254H153ZM156 255H157V256H156ZM169 255H167V256H169ZM179 255H180V254H179ZM224 255H225V256H224ZM0 256H1V255H0ZM151 256H152V255H151ZM162 256H161V257H162ZM167 256H165V260H166V259L170 260V257L167 258ZM222 256H223L224 258H223ZM226 256L229 257V258H227ZM161 257H158L159 260H160ZM180 257H181V256H180ZM182 257H183V259L185 258V260H183V262H184V261H187L186 259L189 258V256H187V257H188V258H187L186 255L184 256V254H182ZM245 257H246V261H247V262H246L245 260H243ZM262 257H263V258L261 259L262 261L259 260V261H258L259 263H257V264H264V261H263V259H264V254L262 255ZM9 258H8V259H9ZM12 258H13V260L11 261ZM248 258H250V259L247 260V256L244 255V257H243V259H242V261H244V262H243L244 264H253V263L256 264V261H255V262H252V260L254 259L253 257H252V258H253L252 260H251V257L248 256ZM0 259H2V258L0 257ZM8 259H7V260L4 259V260L7 261V262L9 263V260H8ZM163 259H164V257L162 258V261L160 260L162 263L164 262L165 264H168V263H169V264H172V262H170V261H169L168 263H166L167 261L165 262V260H163ZM224 259H225V260H224ZM4 260H3L2 263L5 262ZM156 260H157V259H156ZM159 260H158L157 262H159ZM175 260H176V259H175ZM232 260H233V258H232ZM15 261H14V262H15ZM154 261H155V259H154ZM223 261H224L225 263H224ZM238 261H239V260H238ZM253 261H254V260H253ZM7 262H6V264H7ZM149 262H150V261H149ZM235 262H236L237 264H239L237 261H235ZM235 262H234V264H235ZM240 262H241V261H240ZM0 263H1V260H0ZM12 263H13V262H12ZM151 263H152V262H151ZM154 263H155V262H154ZM4 264H5V263H4ZM156 264H157V263H156ZM159 264H160V263H159ZM227 264H228V263H227ZM241 264H242V262H241Z\"/></svg>",
  "mask_w": 264,
  "mask_h": 264
}]
</instances>
